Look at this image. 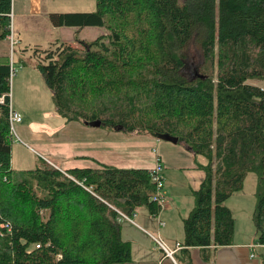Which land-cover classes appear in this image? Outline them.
Listing matches in <instances>:
<instances>
[{
    "label": "trees",
    "instance_id": "trees-1",
    "mask_svg": "<svg viewBox=\"0 0 264 264\" xmlns=\"http://www.w3.org/2000/svg\"><path fill=\"white\" fill-rule=\"evenodd\" d=\"M12 9V0H0V41H9ZM49 18L54 26L107 31L81 41L84 50L62 43L36 62L60 116L178 137L206 159L197 163L204 179L183 219L186 264L192 247L233 244L236 218L225 202L250 173L258 175L253 221L264 245V87L249 83L264 80V0H96L95 10ZM195 41L206 62L188 78ZM10 75L9 53L0 57V264L132 262L117 210L159 213L150 170L63 171L46 160L14 168Z\"/></svg>",
    "mask_w": 264,
    "mask_h": 264
},
{
    "label": "crops",
    "instance_id": "crops-1",
    "mask_svg": "<svg viewBox=\"0 0 264 264\" xmlns=\"http://www.w3.org/2000/svg\"><path fill=\"white\" fill-rule=\"evenodd\" d=\"M52 12L79 11H37V8L28 7L27 11H20L19 24L17 26L15 25L16 14L14 11V28L18 41L17 44H24L25 47L20 49L21 56L18 57V61L21 63L20 69H18V71L16 70V74L12 80V102L13 107L23 116V121L19 124L18 128L22 135L25 136V139L31 141L29 143L38 146V149L32 147L37 156H39L41 160H46L54 166L63 169L76 167L99 168L102 164H105L117 167L145 168L150 170L154 164L155 150L157 149L162 156L164 168L172 165L171 167L175 169L199 170L203 172L195 161V154L187 145H182L183 147L181 148L173 147L168 143L170 141L156 137V141L150 142L152 144L150 150L140 149L138 147L133 148L134 142L140 140H138L139 137H121V132L112 130L105 131L106 129H102L103 126H92L80 121L68 122L57 113L52 98V92L46 85L43 75L36 68V62L29 64L24 58L25 54H30L34 47L37 46L39 47L35 49L47 50L54 46H59L62 43H73L77 41V36L70 37V33L65 34V32H57L69 26H54L49 18ZM71 28L80 32L79 41L90 42L97 37L89 32L85 34L86 30H96L101 27H69L70 30ZM9 52V41H0V57L7 56ZM34 58H38L37 53L34 55ZM26 120H28V122L23 125ZM128 140L130 147L126 145ZM179 143L180 142H178V144ZM17 144L18 143L14 141L12 166L14 168L28 167L24 169H31L36 166L37 164L35 162L31 164L32 160L28 157L21 154H17L16 157V153H20V147L18 146H21V144ZM43 152H45V154ZM203 175L200 177L201 182L204 179ZM168 194L166 190V197L169 196L171 200L169 202L170 207L174 200L173 195ZM167 203L168 202H166V206ZM193 206L194 204L186 205V213H189V209ZM167 207L163 210L165 213L167 212ZM136 213V218H138L140 214L138 211H136ZM140 217L142 218V222L149 224L146 218ZM167 218L170 220L168 225L173 223V218L170 216H167ZM125 222L129 221H123L122 224ZM129 223L140 227L138 224ZM166 225L167 223L165 227ZM127 227L128 225H122V236L132 244L133 260L132 262L123 264H159L161 262L162 264H173L169 258H164L162 251L158 252L159 248H157L158 250L156 249L157 254L151 261L146 259L147 257L143 258L145 255H148L146 248L149 245L145 248L141 246L140 256H137L135 244L138 245V241L135 242V238L128 233ZM162 227L164 226L159 225V232ZM143 231L145 232V230ZM256 235L255 233V238L257 237ZM179 241L177 240L176 242ZM241 243H245V246H240V241H235L234 233L233 244L231 245L218 248L211 246L204 250L199 247H192L188 250L187 255H189L192 264H264V251L262 250L264 249V245L260 244L257 239ZM250 245H254L253 248H251ZM184 249L177 252L179 264H186L187 262ZM259 250L263 252L262 260L258 258L261 257V255L257 254ZM207 255L210 258L205 260L204 258Z\"/></svg>",
    "mask_w": 264,
    "mask_h": 264
},
{
    "label": "rangeland",
    "instance_id": "rangeland-1",
    "mask_svg": "<svg viewBox=\"0 0 264 264\" xmlns=\"http://www.w3.org/2000/svg\"><path fill=\"white\" fill-rule=\"evenodd\" d=\"M37 8V11H91L95 10L96 8V0H14L13 2V12L15 11L16 18H15V25L17 26L19 24V14L20 11H27V8ZM23 20V18H22ZM49 25V24H48ZM58 33L65 32L70 33L71 36H77V41H74L73 43H67L71 45L73 48H78L80 50L85 49V45L81 43V41L78 40L80 32L75 31L74 29L69 27H65L64 30H58ZM94 34V36L98 37L101 33L105 34L107 33L106 29L104 28H97L96 30L90 29L89 31L86 30V33ZM88 42V41H87ZM89 43V42H88ZM25 47L24 44L18 45L16 44L14 48L11 50L10 48V54H12V58L14 61V67L18 71L20 69V61H18V57L21 56L20 49ZM39 47V46H37ZM37 47H34L32 52L30 54H25V60L29 64H33V62H38L42 57L46 56L48 51H59V47L54 46L48 50L43 49H35ZM37 53L38 58L35 59L34 55ZM188 56L190 57L189 61V67L185 70V75L188 78H195L198 76L196 72V66L200 68V66L203 67L205 64V59L203 58L202 50L200 47V44L198 42H194L189 47V53ZM209 71V69L207 68ZM251 84L260 85L264 87V80L259 79H251L249 81ZM43 115V114H42ZM41 115V116H42ZM44 117V116H43ZM28 122L26 120L23 125H25ZM21 124V123H20ZM19 124L17 126L18 134L22 140V142L15 141V143H18L17 145L21 144L20 153H16L18 155H23L25 157L30 158L32 161L31 164L34 162L39 165L43 160L40 159L39 156H37L36 152L34 151V148L38 149L37 145H33L29 142L28 139H25V136L22 135L20 129L18 128ZM102 129H106L105 131H111L109 128L102 127ZM104 131V130H103ZM112 131H119L121 132V137H139L138 140H135L137 142H134L133 148L138 147L140 149H147L150 150L152 144L151 141H156L155 135L151 134H142V135H135L139 133H127L120 130H112ZM124 135V136H123ZM28 142V143H27ZM173 147L181 148L186 143L180 142L174 143L172 141L168 142ZM25 144V145H24ZM178 144V145H175ZM126 145L130 147L129 140L126 142ZM183 145V146H182ZM45 154V152H43ZM206 159L202 156H195V161L197 163H201L205 161ZM194 161V158H193ZM48 162V161H47ZM48 164H50L48 162ZM36 165V166H37ZM52 165V164H50ZM34 166L33 168H35ZM172 166V165H171ZM170 165L167 166L164 169V175H165V182L164 186L168 195H173L174 202L172 203V206L169 207V202L171 201L169 196H167V212H162V219L167 223L166 227H162L159 232V223L158 218L153 217L148 208L146 206L140 207L137 211L140 214V216L146 218L149 221V224H146L142 222V218L139 216L136 218L137 224L140 226H136L133 224H130L129 222H125L122 225H128L127 231L131 234L135 239V242L138 241V245L136 246V254L137 256H140L141 246L145 248L147 245H149L146 250L148 255H145L143 258L148 259L151 261L154 256L157 254L156 249L158 248L156 241L146 232L149 231L153 233L156 236L162 237V239L170 246L175 247L176 241L180 240V243H183L184 240V228H183V219L184 217L188 216L191 209H189V213H186V205H192L195 203V199L193 196V190L197 189L201 184V176L203 175L202 171L199 170H185V169H175L171 167ZM21 169L28 168V167H20ZM17 167L16 169H20ZM59 168V167H58ZM63 171H66L68 169L59 168ZM204 176V175H203ZM257 185H258V175L256 173H250L245 181V186L242 190L236 192L232 197H230L225 204L231 209L233 212V215L236 218V226H235V241H240V246H245V243L241 242H248L252 241L253 239L258 240V236L255 238L256 233V227L253 221V213L255 211L256 205H257ZM184 214V215H182ZM167 216H170L173 218V223L169 224V219ZM143 230H145V233ZM126 237V235H124ZM128 236V235H127ZM128 238V237H126ZM248 246V245H247ZM158 250V249H157ZM264 251V249H262ZM262 250H259L257 254L261 255V257H258L260 260H262ZM161 251L160 249L158 252ZM256 254V258H257ZM159 255V254H158ZM137 258V257H135ZM176 259H178V254L176 255Z\"/></svg>",
    "mask_w": 264,
    "mask_h": 264
},
{
    "label": "built area",
    "instance_id": "built-area-1",
    "mask_svg": "<svg viewBox=\"0 0 264 264\" xmlns=\"http://www.w3.org/2000/svg\"><path fill=\"white\" fill-rule=\"evenodd\" d=\"M14 2V0H12ZM11 17V33L9 35V43H10V48L11 50L14 48V46L18 43L15 35V28H14V12L12 9V12L10 13ZM11 56V75H10V91L8 92V97H9V121H10V134L13 138L14 141H19L22 142L18 131H17V126L23 121V116L22 114L16 110L13 107V102H12V80L14 75L16 74V69L14 67V61ZM0 103H5V95L0 97ZM164 164H163V159L162 156L159 154L157 149L155 150V159H154V164L150 169V174L152 177V181L155 184L156 188V193L153 197L154 201H156L160 206L161 210L156 216L158 218V223L160 226H165V221L162 219V212L166 207V202H167V197H166V190L164 186L165 182V175H164ZM119 213V220L120 221H129L131 223L137 224L135 221V218L137 216L136 212H133L131 214H128L126 212H123L121 210H117ZM5 227L10 229V224L7 223L5 224ZM157 243L158 248L163 252L164 258H169L173 264H179L178 260L176 259V255L178 251H181L185 248L183 243L177 242L175 247H170L160 236H156L149 231H146ZM254 245H250L251 248H253ZM254 255V254H253ZM159 264H162L159 263Z\"/></svg>",
    "mask_w": 264,
    "mask_h": 264
},
{
    "label": "water",
    "instance_id": "water-1",
    "mask_svg": "<svg viewBox=\"0 0 264 264\" xmlns=\"http://www.w3.org/2000/svg\"><path fill=\"white\" fill-rule=\"evenodd\" d=\"M89 125H92V126H101V121H96V122H85ZM160 139H163V140H167V141H172L174 143H178L179 142V138L178 137H174V136H171V135H161L159 137Z\"/></svg>",
    "mask_w": 264,
    "mask_h": 264
}]
</instances>
